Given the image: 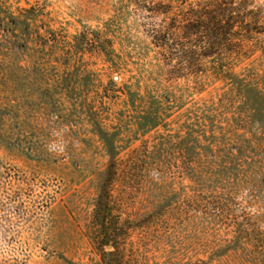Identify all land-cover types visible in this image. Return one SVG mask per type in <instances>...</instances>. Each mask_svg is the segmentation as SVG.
<instances>
[{
    "label": "rangeland",
    "instance_id": "obj_1",
    "mask_svg": "<svg viewBox=\"0 0 264 264\" xmlns=\"http://www.w3.org/2000/svg\"><path fill=\"white\" fill-rule=\"evenodd\" d=\"M199 1L0 0V264H264V0L231 75L173 79Z\"/></svg>",
    "mask_w": 264,
    "mask_h": 264
},
{
    "label": "trees",
    "instance_id": "obj_2",
    "mask_svg": "<svg viewBox=\"0 0 264 264\" xmlns=\"http://www.w3.org/2000/svg\"><path fill=\"white\" fill-rule=\"evenodd\" d=\"M259 13L254 0H200L190 5L182 24L176 21L156 31L152 44L169 77L220 81L254 53L253 35L261 29Z\"/></svg>",
    "mask_w": 264,
    "mask_h": 264
}]
</instances>
